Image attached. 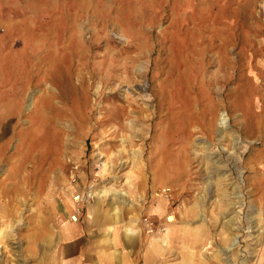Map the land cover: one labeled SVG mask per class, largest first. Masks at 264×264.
<instances>
[{
	"label": "rangeland",
	"instance_id": "1",
	"mask_svg": "<svg viewBox=\"0 0 264 264\" xmlns=\"http://www.w3.org/2000/svg\"><path fill=\"white\" fill-rule=\"evenodd\" d=\"M47 190L117 264H264V0H0V264Z\"/></svg>",
	"mask_w": 264,
	"mask_h": 264
},
{
	"label": "crops",
	"instance_id": "2",
	"mask_svg": "<svg viewBox=\"0 0 264 264\" xmlns=\"http://www.w3.org/2000/svg\"><path fill=\"white\" fill-rule=\"evenodd\" d=\"M250 74V79L256 77ZM72 196L68 191L59 201L54 199L51 190L45 192L42 204L47 215L43 219L42 245L40 249L27 253L24 264H117L120 260L121 252L116 253V234L111 232L113 227L108 216L95 211L94 206L82 200L80 203L71 201L70 204ZM161 204L156 201L153 205ZM56 214L60 220H56ZM71 216L77 220L71 221ZM124 233L130 242L133 239L131 230L126 228ZM129 264H135L132 257Z\"/></svg>",
	"mask_w": 264,
	"mask_h": 264
},
{
	"label": "built area",
	"instance_id": "3",
	"mask_svg": "<svg viewBox=\"0 0 264 264\" xmlns=\"http://www.w3.org/2000/svg\"><path fill=\"white\" fill-rule=\"evenodd\" d=\"M73 201H74V203H80L81 196L79 194L75 195L73 197ZM74 217L75 216H72V218H74ZM141 223H142L144 232L148 235H154L157 231L164 230L162 228H159V226L156 224V222H154L150 217H143Z\"/></svg>",
	"mask_w": 264,
	"mask_h": 264
},
{
	"label": "bare ground",
	"instance_id": "4",
	"mask_svg": "<svg viewBox=\"0 0 264 264\" xmlns=\"http://www.w3.org/2000/svg\"><path fill=\"white\" fill-rule=\"evenodd\" d=\"M225 123H226V119H225V116H224V114H221L220 115V119H219V126L221 127V128H223L224 126H225ZM171 220V219H170ZM129 238H131V236H128V239ZM166 242V239L165 238H163V243H165Z\"/></svg>",
	"mask_w": 264,
	"mask_h": 264
}]
</instances>
